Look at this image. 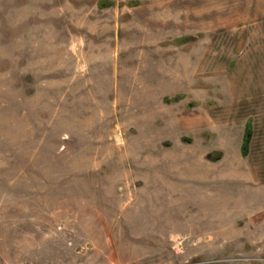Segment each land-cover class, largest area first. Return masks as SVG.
Instances as JSON below:
<instances>
[{"label":"rangeland","instance_id":"1","mask_svg":"<svg viewBox=\"0 0 264 264\" xmlns=\"http://www.w3.org/2000/svg\"><path fill=\"white\" fill-rule=\"evenodd\" d=\"M263 246L264 0H0V264Z\"/></svg>","mask_w":264,"mask_h":264},{"label":"trees","instance_id":"2","mask_svg":"<svg viewBox=\"0 0 264 264\" xmlns=\"http://www.w3.org/2000/svg\"><path fill=\"white\" fill-rule=\"evenodd\" d=\"M105 5L109 6V5H111V3H103L102 2L101 6H105ZM252 134H253V131H252L251 121H247L246 125H245L242 144H241V155H243V156H246L248 154L250 142L252 139Z\"/></svg>","mask_w":264,"mask_h":264},{"label":"crops","instance_id":"3","mask_svg":"<svg viewBox=\"0 0 264 264\" xmlns=\"http://www.w3.org/2000/svg\"><path fill=\"white\" fill-rule=\"evenodd\" d=\"M239 167H240V166H238V165H236V166L234 165V166H232V167L230 168V171H233V173L236 174V173H238L237 170L239 169ZM232 169H233V170H232ZM249 219H250V218H249ZM259 240H260V239H259ZM259 240H258V241H259ZM262 251H264V246H263V248H262Z\"/></svg>","mask_w":264,"mask_h":264},{"label":"water","instance_id":"4","mask_svg":"<svg viewBox=\"0 0 264 264\" xmlns=\"http://www.w3.org/2000/svg\"><path fill=\"white\" fill-rule=\"evenodd\" d=\"M188 39H192V38L189 37Z\"/></svg>","mask_w":264,"mask_h":264}]
</instances>
